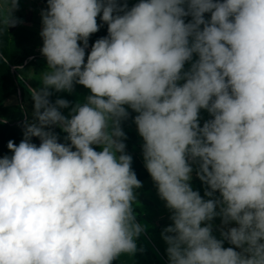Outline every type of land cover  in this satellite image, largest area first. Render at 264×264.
I'll list each match as a JSON object with an SVG mask.
<instances>
[{"label":"clouds","instance_id":"1","mask_svg":"<svg viewBox=\"0 0 264 264\" xmlns=\"http://www.w3.org/2000/svg\"><path fill=\"white\" fill-rule=\"evenodd\" d=\"M46 5V64L38 88L25 84L31 118L0 156V264H113L144 251L129 119L170 213L168 264H264V0ZM19 8L0 0V33L24 23ZM77 85L82 99H51Z\"/></svg>","mask_w":264,"mask_h":264},{"label":"crops","instance_id":"2","mask_svg":"<svg viewBox=\"0 0 264 264\" xmlns=\"http://www.w3.org/2000/svg\"><path fill=\"white\" fill-rule=\"evenodd\" d=\"M26 28V32L21 29L14 31L11 34V39L8 49V58L13 66L23 65V72L18 70L19 76L27 78L26 74L29 70H33L35 74L31 80L24 81L21 79V84H18L19 92L13 93L7 97L4 102V106H15V108L7 113L0 111V119H6L7 124L17 128L22 134V128L19 126L21 121L25 118V113L31 118V112L33 109V101L31 99V89L40 86V72L44 69L46 61L41 55L39 48L42 46V39L39 33H35V29L29 25H23ZM41 39V40H40ZM91 46V44H89ZM90 51V47L88 49ZM26 52L25 60L19 64V60ZM47 70V69H45ZM27 84V85H25ZM88 94V90L83 86H76V90L73 94L66 92L54 93L51 99L54 101L57 97L68 99L75 102L77 99H82L84 95ZM23 106V107H21ZM65 115L68 113V109L62 110ZM135 115V114H133ZM208 119L206 114L201 111V124L204 120ZM123 130L127 134L128 139L125 141L127 148L126 151L133 157L132 168L136 172L138 179L142 182V187L137 190L138 205H135V211L137 213V219L139 222L144 223L149 227L157 228L162 231L163 227L171 223L169 220V211L166 209L165 204L161 201L157 195L156 187L144 167L142 157V138L138 135L136 126L129 119L123 124ZM60 136L65 134L56 129ZM33 142L39 144L37 138H33ZM194 190H199L203 195L204 187L200 180L193 173V179L191 181ZM215 225L220 224L219 218L214 221ZM158 253L162 258L168 262L167 257L163 255L161 248L157 247Z\"/></svg>","mask_w":264,"mask_h":264},{"label":"rangeland","instance_id":"3","mask_svg":"<svg viewBox=\"0 0 264 264\" xmlns=\"http://www.w3.org/2000/svg\"><path fill=\"white\" fill-rule=\"evenodd\" d=\"M137 0H128L129 6L136 3ZM46 0H20V8L19 11L15 12V16L22 18L24 23L19 24L14 30L5 28L2 33H0V42L3 45V49L7 48V57L9 43L11 39V34L21 29V31L26 32V28L23 25H29L35 29V33H40L41 31V16L40 12L42 9L46 8ZM99 22V21H98ZM107 35V26L104 25L101 27L100 31L93 34L90 37L89 44H92L96 39ZM41 40V39H40ZM4 52V51H3ZM5 53V52H4ZM25 60V59H24ZM23 60V61H24ZM23 61H19L21 64ZM4 67L8 68V73L5 74ZM13 85V88H16V92H19V88L17 86V82L19 85L21 84V78L18 73V69H13V63L8 61V64L2 62L0 63V107L4 104L5 100L9 96L10 91L12 90V86L8 85V82ZM17 81V82H16ZM203 111L206 116L209 118V115L206 111ZM7 123L0 124V156L3 155H11L7 148V143L9 140H13L15 143H19L22 139L19 133L8 130ZM161 230L153 227L147 228V231L142 234L138 238V247H143V252H137L133 257H129L128 255H123L119 258V260L114 261L113 264H168L162 256L158 253L157 247L161 248L163 255H166V247L167 245L161 238ZM225 246L227 243H225Z\"/></svg>","mask_w":264,"mask_h":264},{"label":"trees","instance_id":"4","mask_svg":"<svg viewBox=\"0 0 264 264\" xmlns=\"http://www.w3.org/2000/svg\"><path fill=\"white\" fill-rule=\"evenodd\" d=\"M5 53H4V52ZM0 52H3V54L6 56L7 55V48L5 47L4 49H3V45H2V43L0 42ZM25 56H26V52L24 53V55L22 56V58L19 60L20 62L21 61H23V59L25 58ZM7 57V56H6ZM8 58V57H7ZM8 61L9 62H11L10 61V59L8 58ZM0 63L2 64V61H0ZM4 70H5V74L6 73H8V68H6V67H4ZM8 83V85L12 88V90L10 91V93H9V95H11V94H13V93H17L16 92V88L14 89L13 88V85H14V83H13V85L12 84H10L9 83V81L7 82ZM17 84V83H16ZM17 86H18V84H17ZM14 87H15V85H14ZM15 108V106H4V104L0 107V111H3V112H5V113H7V112H9V111H11V110H13ZM8 126H7V129L8 130H12V131H15V132H17V133H19L20 134V136H22V134L20 133V131L17 129V128H15V127H13V126H11V125H9V124H7Z\"/></svg>","mask_w":264,"mask_h":264},{"label":"water","instance_id":"5","mask_svg":"<svg viewBox=\"0 0 264 264\" xmlns=\"http://www.w3.org/2000/svg\"><path fill=\"white\" fill-rule=\"evenodd\" d=\"M17 27V26H16ZM16 27H10L11 28V30H14Z\"/></svg>","mask_w":264,"mask_h":264},{"label":"built area","instance_id":"6","mask_svg":"<svg viewBox=\"0 0 264 264\" xmlns=\"http://www.w3.org/2000/svg\"><path fill=\"white\" fill-rule=\"evenodd\" d=\"M13 69H14V66H13ZM17 82V81H16ZM17 84H18V82H17Z\"/></svg>","mask_w":264,"mask_h":264}]
</instances>
